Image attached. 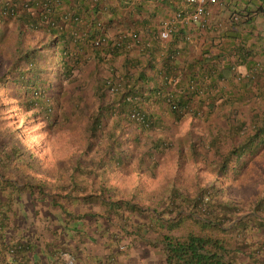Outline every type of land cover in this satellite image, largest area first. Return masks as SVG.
Here are the masks:
<instances>
[{"label": "trees", "instance_id": "16d2710c", "mask_svg": "<svg viewBox=\"0 0 264 264\" xmlns=\"http://www.w3.org/2000/svg\"><path fill=\"white\" fill-rule=\"evenodd\" d=\"M116 1L113 5L129 14L114 19L129 29L116 32L113 40L97 24L101 10L112 5L109 0H73L67 8L62 0H0V264H62L58 252L76 259L73 248L83 239L97 252L88 261L94 264H264V182L248 201L223 197L215 177L201 182L195 173L189 181L181 171L148 190L149 173L123 163L132 155L125 148L124 125H134L137 133L161 129L150 142L161 151L170 144L171 118L198 113L191 102L205 106V113L215 105L232 109L248 97L261 102L250 112L249 130L243 117L229 122L238 129L239 142L220 153L215 175L229 180L264 146V0H230L226 40L218 53L183 65L177 47L171 48L178 35L137 42L144 29L139 27L142 0ZM234 13L237 22H248L242 34L234 29ZM7 20L15 38L5 40ZM83 46L104 61L118 54L123 59L111 68L95 63L87 72L94 77L97 104L73 120L67 135L43 134L44 126L53 125L49 79L71 76L84 63L77 52ZM130 50L136 54L128 55ZM214 56L225 63L215 68ZM239 64L242 74L234 68ZM101 71L105 79L95 80ZM107 125L111 129L105 134ZM24 126L47 151L44 156L26 144ZM96 140L107 149L99 151ZM210 141L217 147L213 133ZM91 146L95 152L87 150ZM189 152L193 160L205 157L203 151ZM125 174L134 179L125 180ZM41 229L51 237L48 250L37 243Z\"/></svg>", "mask_w": 264, "mask_h": 264}, {"label": "rangeland", "instance_id": "374dc122", "mask_svg": "<svg viewBox=\"0 0 264 264\" xmlns=\"http://www.w3.org/2000/svg\"><path fill=\"white\" fill-rule=\"evenodd\" d=\"M224 8L226 12L230 11V9L227 10V6ZM11 22L8 20L5 22L6 30L4 29L2 34V36H5V40L15 38L13 24L12 26H7V24L11 25ZM1 47L4 48L3 46ZM1 50L0 48V52ZM80 65L79 68L76 67L75 72L71 76H64L61 79L55 76L49 79L52 85L47 89V93L51 97V105L53 106V112L49 118L53 121V125L48 129L44 126L43 134L55 130L58 134L67 135L73 120L79 119L85 111L93 110L97 104L92 92L94 77L90 76V72L87 73L94 67V64L86 62ZM99 66L101 67L102 65ZM1 71L2 69L0 68ZM104 74L107 75L105 71L99 72V74L95 75V80L105 79ZM106 93L105 95L109 99L111 94L109 91H106ZM260 103L258 98L249 99L248 97L246 101L235 104L232 109L227 106L215 105L210 113H205L208 110L205 106L197 107L194 102H191V108L193 110L198 109V113L195 115V113L186 112L180 120L171 118L170 126L167 129V139L170 144L161 151H155L150 144L155 134L163 132L161 129L150 128L137 133L138 131L134 128V125H124L128 129L129 140L125 148L128 150L127 152L132 154L130 155V161L128 158L126 159L127 161L123 162L124 166H127L128 170L132 168L137 171L141 169L145 173L148 172V179L150 177L152 179V183L147 186L148 190L158 186L162 178L167 174L181 171L179 175L189 181H191L195 173L198 174L201 182L209 183L215 177V183L219 186L220 194L223 197L242 198L247 201L251 198H256L259 193L258 189L262 187L264 182V146H261L256 154L245 161L239 174L230 175L231 178L229 180L219 174L215 175L212 169L214 168V163L219 159L220 153L224 152L230 145H235L239 142L240 137L236 133L238 129H235V126H230L229 122H236L238 117H243L246 120L244 129L249 130L250 112L253 109H259ZM39 124L42 126L43 123ZM30 129L31 127L24 126L20 130L24 134L26 144L38 152L40 156H44V152L47 151L39 149L37 143L33 141L35 135L30 134ZM110 129V126H105V134H108ZM75 133L73 132V134ZM212 133L217 138V147H214L210 141ZM134 137H138V139L135 140L133 139ZM95 142L99 147L98 149L102 148L99 151L107 149L100 141L96 140ZM86 148L89 152H95L92 146ZM189 148L196 153V156L203 151L205 157L197 156L193 160ZM71 149H75V147H69L67 150ZM215 149H218L217 155ZM62 152L64 153L65 151L62 150ZM151 170L158 174L151 176ZM127 178L133 180L134 175L125 174V180ZM113 180L111 178L112 182ZM128 182L130 183V181ZM125 185L129 187V185ZM136 251H138V248H136Z\"/></svg>", "mask_w": 264, "mask_h": 264}, {"label": "crops", "instance_id": "0c3cea01", "mask_svg": "<svg viewBox=\"0 0 264 264\" xmlns=\"http://www.w3.org/2000/svg\"><path fill=\"white\" fill-rule=\"evenodd\" d=\"M62 1L65 3L64 0H62ZM72 1L73 0H66V3L63 4V5H65V7H63V8H67V6H66L67 2L69 3ZM134 1L135 2L136 1L141 2V0H134ZM115 2H117V1L116 0H109V4H112V5H108L106 7V10H101L99 16H101V18L114 19L115 14L125 15V16L127 14H129L126 11V9H121L120 7L117 8V6L113 5V4H115ZM142 2L145 6L140 13L143 16V21L141 22L139 27L144 28L142 30V33H140V34L142 35V39L146 40V41L147 40L152 41L154 39L156 40L155 36L152 35V31H153V28L155 29V27L158 25L159 20H161L165 16L169 15L171 12H173V10L180 9V8L184 7L182 0H142ZM72 4H73V2H72ZM112 7H114L115 9ZM104 12H105V14H104ZM227 14H228V12H226V14L223 13L222 15H225V17H226ZM148 16H151L153 18H151V20L150 19L146 20ZM243 23L244 24L242 25V27H243L242 30L243 31L248 30L249 29L248 22L244 21ZM256 23H258V22H256ZM118 24H119V21L109 22L107 27H106V34L108 36L113 34L116 31L115 29L117 28ZM238 26H240V25H238ZM258 26H260L259 23H258ZM131 27H133V24L131 25ZM183 33H189L191 38L188 40H185V38H182ZM174 34L176 36L177 35L178 36H177V38H174L172 45H171V48L177 46L179 49V56L177 57V59L179 60V65H183V62L190 63L194 60H199L201 57V55H200L201 50L200 49L207 48V46H209V52L211 54H216L218 52L217 48H215L216 46L215 47L211 46V42L215 43L219 39H222L223 42L226 40V38L217 37L218 36L217 34H213L209 30H200L197 28V26H193L191 28L189 26L188 29L182 28L179 31L175 32ZM239 37H241V36H239ZM77 52H78L79 60H81L85 63L88 62V63H91L93 65L95 62H97V64L108 65V66H110V68H111L112 64L120 63L121 60L123 59V55L118 54L117 56L112 57L111 59H108V61L107 60L104 61L103 59L97 58L93 54V52L91 50L86 49L85 46H83V48H78ZM123 52H125V50ZM130 54H131V56H133L136 54V52L130 50V51H128V55H130ZM158 56H159V54H158ZM158 56H156L155 60L159 64L158 61H159L160 56L159 57ZM214 63H215V64H213L214 67H217L216 66L217 60H215ZM157 79H161V78L158 77ZM40 232H41L42 236L39 237V239L37 240V243H39L42 248L46 247V250H48L46 242H48V240H50L51 237L47 231L44 232L41 229ZM74 243H73V245H74ZM73 249L75 251V257H76L75 261L78 264H83L85 262L90 261V259L93 258V254L97 253V252L96 253L93 252L90 244L87 242V240H84V239H83L82 243H79L78 248H73ZM99 251H101V250L99 249ZM90 252H92V254ZM41 253L46 255V253H44V252H41ZM45 261L46 260L43 259V262H45Z\"/></svg>", "mask_w": 264, "mask_h": 264}, {"label": "clouds", "instance_id": "9594fccd", "mask_svg": "<svg viewBox=\"0 0 264 264\" xmlns=\"http://www.w3.org/2000/svg\"><path fill=\"white\" fill-rule=\"evenodd\" d=\"M229 1L230 0H215V1L205 0V1L202 2V7H203V10H204V14L193 19L191 17V14H192V12L194 10V4L186 3L185 0H182V2L184 4V7L178 9V11L176 9L173 10V12H171L169 14V16L167 15L164 18H162L161 20H159L158 25L155 27V29L153 28L152 35H154L155 38L160 39L161 41H163L164 39H169L171 34L173 35L175 32L179 31L182 28H187L188 29L189 26H190V28L193 27V26H197V28L200 29V30H209L213 34H217L218 35L217 37L224 38L223 30L226 27L229 26V21H228L229 12H228L226 17H225V15H222V14L223 13L226 14V11H225L224 7L227 6V10H228ZM88 5L92 6L90 4H88ZM176 12H179L178 16L175 15ZM104 14H105V12H104ZM78 18H80L81 20H85L86 21V19L83 18L82 16L81 17L78 16ZM214 18H215V20H214ZM108 20H110L109 22L118 21L117 19L101 18V16L97 17V24H99V28L98 29H100V31L104 32L105 34H106V27H107V21ZM233 20H234V23H236L233 26H234V29L237 31V34H242V32H243L242 25L244 23L243 22H237L239 20V18H237V15L235 13H234V16H233ZM168 22L171 24L170 30L168 31V34H167L166 37L161 38L159 33H160V31L162 29L165 28V25ZM238 25H240V26H238ZM128 29H129V27L128 28H124L122 26V24L119 22V24L117 25V28L115 29L116 31L113 34H111L110 36H108L107 34L106 35L109 38H111V36H113L112 39L114 40L116 38V34H115L116 32L122 31L121 32V35H122V33L127 31ZM239 31H241V32H239ZM104 33H103V35H105ZM182 38H185V40H188V39L191 38V36H190L189 33H183L182 34ZM136 39H137L138 43L143 42L144 44H147L146 43L147 41L142 39V35L141 34H139V38H136ZM106 41L107 40H104V42H106ZM222 42H223L222 39H219L215 43L211 42V46H214V47L216 46L215 48H217V51H219V47L221 46ZM93 45H97V39L93 42ZM200 50H201V52H200L201 56L207 57L209 55H212L209 52V46H207V48H202ZM204 50H206V52H204ZM177 53L179 55L178 47H177ZM221 53L222 52H220L219 54H221ZM215 60H217V63L220 62L222 64L225 63V61H226L224 59L221 60L219 57L216 58L215 56L213 57V59H210V61H212L211 62L212 64H215V63H213ZM95 63H97V62H95ZM99 65H102V64H99ZM215 68H217V67H215ZM234 68H235V71L238 70L237 71L238 74H242L243 73V68H242V66L240 64L236 65Z\"/></svg>", "mask_w": 264, "mask_h": 264}, {"label": "built area", "instance_id": "2783aa9c", "mask_svg": "<svg viewBox=\"0 0 264 264\" xmlns=\"http://www.w3.org/2000/svg\"><path fill=\"white\" fill-rule=\"evenodd\" d=\"M203 1H205V0H185L186 3L194 4V10L191 14V17L193 19L204 14V10L202 7ZM208 1H215V0H208ZM175 15L178 16L179 12H176ZM170 26H171V24L168 22L165 25V28L160 31L159 35L161 38H164L167 36L168 31L170 30ZM58 261L62 262V264H74L75 258L70 252H67L66 250H60L58 252ZM85 264H94V263L93 262H87Z\"/></svg>", "mask_w": 264, "mask_h": 264}]
</instances>
